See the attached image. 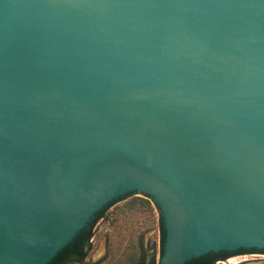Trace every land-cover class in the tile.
<instances>
[{"label":"water","instance_id":"water-1","mask_svg":"<svg viewBox=\"0 0 264 264\" xmlns=\"http://www.w3.org/2000/svg\"><path fill=\"white\" fill-rule=\"evenodd\" d=\"M140 193L157 264L264 256V0H0V264Z\"/></svg>","mask_w":264,"mask_h":264},{"label":"rangeland","instance_id":"rangeland-1","mask_svg":"<svg viewBox=\"0 0 264 264\" xmlns=\"http://www.w3.org/2000/svg\"><path fill=\"white\" fill-rule=\"evenodd\" d=\"M93 230L90 250L81 264H129L138 254L151 252L158 260V212L141 193L105 213ZM244 258L249 259L246 264H264V256L234 260Z\"/></svg>","mask_w":264,"mask_h":264},{"label":"trees","instance_id":"trees-1","mask_svg":"<svg viewBox=\"0 0 264 264\" xmlns=\"http://www.w3.org/2000/svg\"><path fill=\"white\" fill-rule=\"evenodd\" d=\"M104 215V214H103ZM101 215L100 219L103 218ZM158 231H159V249L158 255L160 257L164 242V228L162 223V218L158 214ZM90 236L84 235V237L77 243V245L70 251V253L62 260L60 264H81L85 259L87 252L90 250ZM158 257V259H159ZM223 258H208L201 264H214ZM158 260H155L154 252L145 255L143 253L138 254L136 258L129 260V264H157Z\"/></svg>","mask_w":264,"mask_h":264},{"label":"flooded vegetation","instance_id":"flooded-vegetation-1","mask_svg":"<svg viewBox=\"0 0 264 264\" xmlns=\"http://www.w3.org/2000/svg\"><path fill=\"white\" fill-rule=\"evenodd\" d=\"M244 256H250V253L248 252L245 255H243L242 257H244ZM234 259H236V258H223V259L216 261V262H219L217 264H246V261H249V259L244 258L242 260H239L238 262H235ZM233 262H235V263H233Z\"/></svg>","mask_w":264,"mask_h":264},{"label":"built area","instance_id":"built-area-1","mask_svg":"<svg viewBox=\"0 0 264 264\" xmlns=\"http://www.w3.org/2000/svg\"><path fill=\"white\" fill-rule=\"evenodd\" d=\"M217 263H219V262H216L215 264H217Z\"/></svg>","mask_w":264,"mask_h":264}]
</instances>
